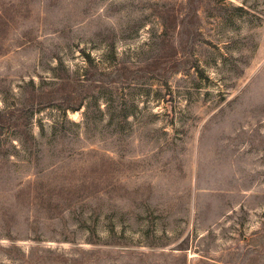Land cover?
Listing matches in <instances>:
<instances>
[{
    "label": "rangeland",
    "instance_id": "obj_1",
    "mask_svg": "<svg viewBox=\"0 0 264 264\" xmlns=\"http://www.w3.org/2000/svg\"><path fill=\"white\" fill-rule=\"evenodd\" d=\"M0 264H264V0H0Z\"/></svg>",
    "mask_w": 264,
    "mask_h": 264
},
{
    "label": "trees",
    "instance_id": "obj_2",
    "mask_svg": "<svg viewBox=\"0 0 264 264\" xmlns=\"http://www.w3.org/2000/svg\"><path fill=\"white\" fill-rule=\"evenodd\" d=\"M7 109H0V126L3 124V121L7 119L9 120L12 115V111H6Z\"/></svg>",
    "mask_w": 264,
    "mask_h": 264
}]
</instances>
